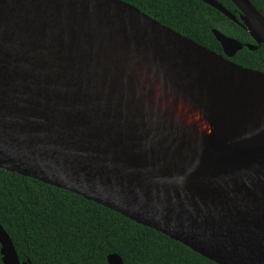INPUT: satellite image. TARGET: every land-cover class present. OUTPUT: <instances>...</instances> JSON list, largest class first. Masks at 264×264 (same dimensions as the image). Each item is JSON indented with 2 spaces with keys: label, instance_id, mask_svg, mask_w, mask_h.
I'll return each mask as SVG.
<instances>
[{
  "label": "water",
  "instance_id": "water-1",
  "mask_svg": "<svg viewBox=\"0 0 264 264\" xmlns=\"http://www.w3.org/2000/svg\"><path fill=\"white\" fill-rule=\"evenodd\" d=\"M203 1L264 43L250 0H232L240 19ZM213 32L229 58L245 46ZM229 58L124 0H0V168L264 264V70ZM0 243L27 264L1 222Z\"/></svg>",
  "mask_w": 264,
  "mask_h": 264
},
{
  "label": "trees",
  "instance_id": "trees-1",
  "mask_svg": "<svg viewBox=\"0 0 264 264\" xmlns=\"http://www.w3.org/2000/svg\"><path fill=\"white\" fill-rule=\"evenodd\" d=\"M124 1L217 53L223 48L213 29L244 44L255 43L244 27L203 0ZM218 1L237 15L232 0ZM250 1L264 15V0ZM231 59L264 70V43L257 50L244 46ZM0 222L27 264H109L111 253L119 254L124 264H218L80 194L3 168Z\"/></svg>",
  "mask_w": 264,
  "mask_h": 264
},
{
  "label": "flooded vegetation",
  "instance_id": "flooded-vegetation-1",
  "mask_svg": "<svg viewBox=\"0 0 264 264\" xmlns=\"http://www.w3.org/2000/svg\"><path fill=\"white\" fill-rule=\"evenodd\" d=\"M222 4V3H221ZM237 10H238V13H237V17L240 19V15H241V11L237 8ZM234 14V13H233ZM239 24V23H238ZM239 25H241L242 27H244L242 24H239ZM245 28V27H244ZM246 29V28H245ZM251 35V34H250ZM254 39V38H253ZM255 41V40H254ZM244 44V43H243ZM246 44H256L257 45V42L255 41V43H246ZM246 44H244L245 46H246ZM263 44V43H262ZM262 44H260V45H262ZM260 45H258V47L260 46ZM223 48V47H222ZM257 50V49H256ZM219 54H222L224 57H226V58H229L226 54H225V52H224V49H223V53H219ZM237 54V53H236ZM233 58V57H232ZM229 59H231V58H229ZM232 60V59H231Z\"/></svg>",
  "mask_w": 264,
  "mask_h": 264
},
{
  "label": "bare ground",
  "instance_id": "bare-ground-1",
  "mask_svg": "<svg viewBox=\"0 0 264 264\" xmlns=\"http://www.w3.org/2000/svg\"><path fill=\"white\" fill-rule=\"evenodd\" d=\"M193 118V117H192Z\"/></svg>",
  "mask_w": 264,
  "mask_h": 264
}]
</instances>
